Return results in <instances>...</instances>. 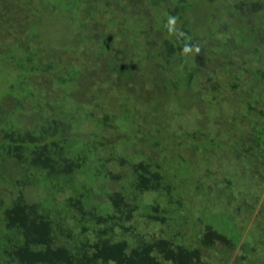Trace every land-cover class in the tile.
<instances>
[{"label": "trees", "instance_id": "trees-1", "mask_svg": "<svg viewBox=\"0 0 264 264\" xmlns=\"http://www.w3.org/2000/svg\"><path fill=\"white\" fill-rule=\"evenodd\" d=\"M49 1L68 29L82 27L77 40L63 47L93 42L85 63L77 60L80 49L72 59L60 51L49 55L35 38L15 39L11 45L20 54L11 55L6 40L0 48V59H13L25 73L10 83L20 92L16 98L0 95V264H233L235 258L264 264L249 246L255 234H248L264 209V0ZM46 2L4 4H33L35 16L44 4L49 8ZM19 51L26 54L20 63ZM90 78L96 95L80 90ZM146 91L148 102L138 96ZM116 95L120 104L112 111ZM229 97H235L231 105ZM172 98L214 106L222 139L207 137L216 129L207 133L191 109L189 126L176 127L177 115L161 109ZM153 100L160 105L151 106ZM141 104L145 116L136 115ZM226 120L233 129L224 127ZM137 138L143 144H135ZM231 143L238 146L228 151L231 173L259 185L252 203L243 196L250 217L239 228L199 219L198 230H184L178 179L184 176L199 194L204 185L195 176L204 169L211 177L210 154ZM161 145L159 153L168 149L176 157L152 158ZM183 148L202 155L196 166L207 168L191 169L194 155L186 159L178 153ZM7 161L12 173L4 170ZM119 169L126 173L116 174ZM256 173L259 178H251ZM105 182L123 186L109 190ZM31 188H38L36 200L28 199Z\"/></svg>", "mask_w": 264, "mask_h": 264}, {"label": "rangeland", "instance_id": "rangeland-1", "mask_svg": "<svg viewBox=\"0 0 264 264\" xmlns=\"http://www.w3.org/2000/svg\"><path fill=\"white\" fill-rule=\"evenodd\" d=\"M33 0H29V2H32ZM46 2V0H44ZM6 0H0V48L6 46L3 45V41L6 40L9 42V45L15 43V39H24V38H35L38 39L39 46L49 55H52L51 53H56L57 51H60V54L66 55V58L72 59L73 56L75 57L77 55V52L75 49H80L82 51L81 57H77V60L79 61H86L88 54L87 51L89 49V42L92 43L93 41H89L86 44H75V48H69V46H65L66 44L72 43L75 40H77L79 34L77 31L79 30L80 25H73L72 28L68 29L67 23L64 21L63 16L60 14L59 16L52 14L51 12H55L56 10L53 9V6L51 4V1L47 0V5L44 4V7L42 12L35 13L34 16V8L33 4L29 5V8H26L25 5L21 6V4L12 3V6H17L18 8L15 9L7 7L4 3ZM23 9H20V8ZM61 11H65L67 8V2L62 1L61 2ZM64 9V10H63ZM9 10L12 11V15L7 14ZM82 28V27H81ZM16 34H19L18 36ZM82 40V39H81ZM91 46V45H90ZM17 46L11 45L8 46V48L11 51V55H14V53H18ZM3 52V49L0 50V53ZM21 52V57H19V63L26 58V54L23 51ZM20 54V53H18ZM17 54V55H18ZM15 57V56H14ZM95 62L91 61L90 63ZM85 63V62H84ZM217 63V62H216ZM19 71H18V69ZM0 72H1V81H0V95L1 96H7L11 95L14 98H16L20 92L13 90L10 87V83H19L20 81V73L23 75L25 74L24 71L20 70V64L15 66V62L12 59L11 63H4L0 59ZM80 90H90L95 91V95L98 93V90L93 88V81L92 78L85 80L83 84L80 86ZM102 90V89H101ZM194 91V88H192ZM89 93L88 91H86ZM85 91H81L80 93L84 94ZM22 95V94H21ZM124 96L126 94H123ZM138 96L141 99H145L144 102H148L146 100L148 98L147 91L140 96L138 92ZM180 97V95H179ZM102 99L101 97H99ZM113 101V106H110V109L112 111L116 110L120 104L118 100V95L113 96L111 98ZM235 100V97H229L227 98V102L230 101V104ZM159 100H153L151 101V106L154 105H160L158 103ZM164 105L161 107L163 110H168L170 112H174L176 116L172 115V121H178V124L175 122H171L172 125L176 124L175 126L178 128H186L188 123H186V115L188 110H194L196 113H198L200 117V122L203 126V128L206 130L207 133H212L215 129V133L208 134L207 137L213 138L214 140H221L222 138L219 135V129L220 128L219 123L222 121V118L215 115L216 112H214L215 108L212 106V108L208 109L209 105L207 103H203L202 105H199L196 103L193 99L187 100L182 99V102H175L176 98L172 99H165ZM237 101V100H236ZM204 102V101H203ZM162 105V104H161ZM141 104L139 109H136V115L137 116H145L143 111L147 112L144 106ZM149 104V107H151ZM178 113V114H176ZM169 117V116H168ZM224 127L227 129H233L232 126H230L229 122L226 120L223 123ZM188 130H191L189 127ZM241 131H245L246 128L241 126ZM106 135V134H105ZM107 135L110 136L111 132H107ZM106 135V136H107ZM107 136V137H108ZM122 136L124 139H128L130 135L122 133ZM222 136V135H221ZM114 138V136H113ZM114 142L118 141L117 139H113ZM135 144H143L141 141V138H137L134 140ZM118 143L119 147H121L122 142H116ZM163 148V145L156 147L154 152L150 153L152 155V158L154 157H162L163 159H167L169 157L175 158L177 153H171L170 150L165 149V152L159 153L158 150ZM130 149V148H129ZM143 151L145 147H142ZM238 149L237 144L231 143L228 145L227 151L223 152L221 150V154H218L217 152L210 154L211 164L209 165V169L212 170V176L210 177L207 175L206 177L203 175V171L195 176V181H199L200 184L204 185V187L201 189L199 194H197L193 189L192 185L187 182V180L184 178V176L180 177L178 179V186H179V192L175 193V198L181 200V207L178 208V213H180V221L182 222L183 229H187L190 227L189 231L198 230L199 227L198 224H214L216 228H223L225 225H229L231 228H239L242 227L245 223L246 219L250 217V208L247 209L246 206H244L243 202V196L246 199L248 203L253 202V193L258 192V186H255V182L251 179H248L246 176L242 177V175L234 176L233 173H231L230 167L234 165V161L232 160V157L229 155V152H234V150ZM229 151V152H228ZM135 150H132L130 152H127L129 157H133ZM125 152L118 149V154L122 155ZM180 155L185 157L186 159L191 158V155H194V157L191 158L192 160V168H207L205 165H201V162H198L196 166V162L198 161L197 158H200L198 152H193L192 148H183L178 151ZM216 155H221V160L217 159L215 157ZM222 156L224 158L222 159ZM160 163H163L162 160H157ZM155 163V162H154ZM172 163V161H171ZM12 163L7 161L3 164L4 170L7 173H12ZM114 170H116V167H112ZM225 168H228L226 170ZM239 169V168H237ZM126 172L125 170H117L116 174H122L124 175ZM246 173V172H245ZM247 174V173H246ZM249 176V175H248ZM251 178L255 177L256 179L259 178V174L256 173L251 175ZM229 180L230 183L227 181ZM107 188L109 190H120L122 189L123 182L118 183H107ZM101 185V184H100ZM6 186L12 190V186L9 184H6ZM210 187V190L209 188ZM7 189L4 190V193ZM38 188H31L29 190L30 195L28 196L29 200H36L38 198ZM205 204L204 208L206 210L205 216L201 217V215L198 213V208ZM176 207L175 204L172 205V208ZM260 211L257 214V219L255 220V224H252V226L249 227V232H253L255 234L252 237V241L249 244L250 247L255 248L254 256H259L260 258H264V251L261 252V250H264V247L260 249V247L264 244V209L260 208ZM236 216V218L234 216ZM174 217V216H172ZM170 216L169 218L172 219ZM246 218V219H245ZM177 219V218H174ZM202 220V223H198V221ZM236 219V221H235ZM245 219V220H244ZM244 220V221H242ZM197 222V223H196ZM160 227L163 229H167L169 227H172V225H163L160 224ZM150 227L146 228V231L148 232ZM188 231V232H189ZM258 233V234H256ZM193 235L190 236V241L193 240ZM251 239L247 240L246 242H249ZM241 253L238 252L237 255ZM221 256V255H220ZM235 258V257H234ZM233 259V264H244L246 261H241L238 263ZM249 260H252V256L249 255ZM254 261H251L253 264Z\"/></svg>", "mask_w": 264, "mask_h": 264}]
</instances>
